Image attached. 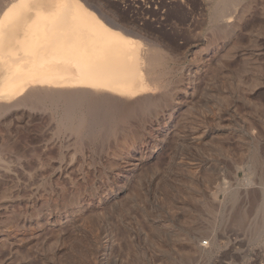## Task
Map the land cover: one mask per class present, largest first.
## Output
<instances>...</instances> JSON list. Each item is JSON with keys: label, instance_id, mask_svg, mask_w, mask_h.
<instances>
[{"label": "rangeland", "instance_id": "374dc122", "mask_svg": "<svg viewBox=\"0 0 264 264\" xmlns=\"http://www.w3.org/2000/svg\"><path fill=\"white\" fill-rule=\"evenodd\" d=\"M86 1L156 46V84L0 127V264H264V0L229 24L223 0Z\"/></svg>", "mask_w": 264, "mask_h": 264}, {"label": "bare ground", "instance_id": "6f19581e", "mask_svg": "<svg viewBox=\"0 0 264 264\" xmlns=\"http://www.w3.org/2000/svg\"><path fill=\"white\" fill-rule=\"evenodd\" d=\"M223 3L220 18L229 24L235 16L229 20L227 12L235 3ZM102 12L86 0L0 2V127L8 129L13 113L39 102L61 103L66 114L87 105L93 114L96 106L134 107L152 95L146 94L156 84L152 73L160 52Z\"/></svg>", "mask_w": 264, "mask_h": 264}]
</instances>
